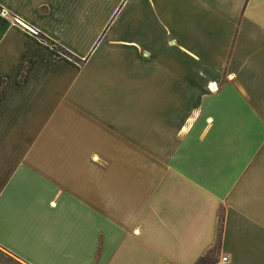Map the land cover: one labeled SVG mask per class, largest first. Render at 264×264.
<instances>
[{"label":"crops","instance_id":"obj_1","mask_svg":"<svg viewBox=\"0 0 264 264\" xmlns=\"http://www.w3.org/2000/svg\"><path fill=\"white\" fill-rule=\"evenodd\" d=\"M0 249L264 264V0H0Z\"/></svg>","mask_w":264,"mask_h":264},{"label":"trees","instance_id":"obj_2","mask_svg":"<svg viewBox=\"0 0 264 264\" xmlns=\"http://www.w3.org/2000/svg\"><path fill=\"white\" fill-rule=\"evenodd\" d=\"M40 39L48 44L50 47H52L53 49H55L56 51L60 52L61 54H63L64 56L73 59L75 61H78L76 58H74L72 55H70L68 52H66L64 49L60 48L59 46H57L56 44H54L53 42L49 41L48 39L44 38V37H40ZM1 250V249H0ZM2 251V250H1ZM8 254V253H7ZM10 255V254H9ZM209 262L208 258H204V259H200V261L198 262V264H207Z\"/></svg>","mask_w":264,"mask_h":264},{"label":"rangeland","instance_id":"obj_3","mask_svg":"<svg viewBox=\"0 0 264 264\" xmlns=\"http://www.w3.org/2000/svg\"><path fill=\"white\" fill-rule=\"evenodd\" d=\"M0 264H24V263L20 262L19 260L7 254L6 252L0 250Z\"/></svg>","mask_w":264,"mask_h":264},{"label":"built area","instance_id":"obj_4","mask_svg":"<svg viewBox=\"0 0 264 264\" xmlns=\"http://www.w3.org/2000/svg\"><path fill=\"white\" fill-rule=\"evenodd\" d=\"M212 85H215V83H213ZM212 85H210V89H212L211 88ZM228 262H229V257L227 255H220L216 259H214L211 262V264H227Z\"/></svg>","mask_w":264,"mask_h":264}]
</instances>
